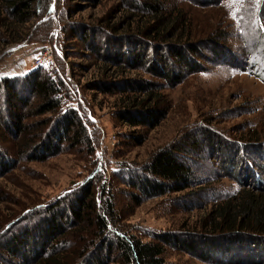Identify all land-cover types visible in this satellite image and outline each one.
<instances>
[{
	"label": "rangeland",
	"instance_id": "374dc122",
	"mask_svg": "<svg viewBox=\"0 0 264 264\" xmlns=\"http://www.w3.org/2000/svg\"><path fill=\"white\" fill-rule=\"evenodd\" d=\"M125 1L100 0L96 5L90 0H50L41 6L38 19L28 24H0V78L23 76L38 67L55 73L68 93L63 107L79 111L94 144L91 154L65 143L62 153L45 161H30L20 154L27 138L14 140L0 123V153L7 161L13 160L11 167L0 168V241L26 227L48 223L46 213L87 184H92L98 195L105 191L104 200L114 201L116 223L111 231L119 228L144 241L163 233H208L204 223L208 213L242 186L253 184L256 166H264V0L258 4L222 0L215 6L186 0L165 4L169 16L182 10L175 28L172 26L174 37L184 33L183 39L198 42L201 72L163 90L171 109L150 131L119 122L113 110L119 97L90 89L97 78L115 77L114 70L106 72L107 67L69 32L71 25L105 33L114 27L119 30L116 36L136 32L137 25L144 28L143 15L134 9L139 3ZM181 22L187 32L177 31ZM212 43L216 47L211 49ZM37 60L44 64L36 66ZM135 77L150 78L141 71L123 76ZM30 111L27 125L54 118L52 114L30 116ZM132 131L145 137L141 145L127 140ZM175 146L190 168L193 187L161 197H143L132 184L135 176L143 173L156 153ZM260 174L264 178V173ZM133 195L142 200L138 206ZM72 226L67 225L62 238H49L48 244H58V253L68 255L67 264H82L80 256L84 258L93 249L80 255L93 228L73 230ZM77 230L78 234L72 233ZM76 247L81 248L78 253ZM6 256L1 258L8 260ZM228 257L221 262L264 264V250H253L251 255L238 251ZM163 258L165 264H210L171 248ZM12 260L4 264L20 262Z\"/></svg>",
	"mask_w": 264,
	"mask_h": 264
},
{
	"label": "trees",
	"instance_id": "16d2710c",
	"mask_svg": "<svg viewBox=\"0 0 264 264\" xmlns=\"http://www.w3.org/2000/svg\"><path fill=\"white\" fill-rule=\"evenodd\" d=\"M49 1L0 0V24H28L38 19L43 9L41 6H46ZM90 1L96 5L100 3V0ZM135 1L139 3L134 7L138 10L136 13L141 12L146 21L144 28L142 25L135 27L136 32L116 36L119 30L114 27L105 33L74 25L69 27V32L72 39L80 40L107 67L106 72L114 70L112 75L118 77L97 78L90 89L102 95L119 97L113 109L119 122L133 129L150 131L166 119L171 109L163 90L175 88L189 75L201 72V68L197 58L198 42L183 39L184 33L180 38L174 37L175 22L181 17L182 10L172 11L169 16L165 4L175 0ZM186 1L215 6L222 0ZM180 24L177 31L187 32L183 23ZM215 47L212 43L211 49ZM130 71H141L150 78H123L125 72ZM67 94L63 82L45 68L38 67L23 76L0 78V123L14 140L27 138L20 152L26 159L45 161L62 153L65 143L70 148L83 147L90 154L94 151L93 140L79 111L63 107ZM29 111L30 116L52 114L54 118L27 125L25 120ZM136 134L130 132L127 140L139 146L145 137ZM180 153L178 146L156 153L143 173L135 176L132 184L143 197L156 198L193 187L190 168ZM6 157L0 153L2 169L13 165V160L7 161ZM256 167L254 177L248 170L253 184L242 186L208 213L204 222L208 233H163L151 235L150 241H144L119 228L111 231L116 223L114 201L110 198L104 200L105 191L98 195L93 191V185L87 184L79 187L73 197L70 195L48 211V223L40 222L19 230L17 234L4 236L0 241V264L10 263L15 258L19 259V264L29 260L30 264H67L68 255L58 253L55 246L58 244H48L49 238L54 241L58 236H65L67 225H73V230L93 228L91 238L82 244L86 246H81L80 255L93 248L84 258L80 256L82 264H165L163 255L168 248L210 264H224L222 260L231 258L228 256L238 251L247 255L253 250L261 253L264 250V178L260 173H264V166ZM132 197L135 206L142 202L139 196ZM72 233L78 234V230ZM76 248L75 253H78L81 248ZM3 254L8 255V260L1 258ZM218 256L220 259L217 260Z\"/></svg>",
	"mask_w": 264,
	"mask_h": 264
},
{
	"label": "snow or ice",
	"instance_id": "6c2138e0",
	"mask_svg": "<svg viewBox=\"0 0 264 264\" xmlns=\"http://www.w3.org/2000/svg\"><path fill=\"white\" fill-rule=\"evenodd\" d=\"M241 2H242V0H230V4L231 3L239 4ZM253 2H254V4H258L259 3V0H253ZM233 15H234V18H235V13H233Z\"/></svg>",
	"mask_w": 264,
	"mask_h": 264
},
{
	"label": "built area",
	"instance_id": "2783aa9c",
	"mask_svg": "<svg viewBox=\"0 0 264 264\" xmlns=\"http://www.w3.org/2000/svg\"><path fill=\"white\" fill-rule=\"evenodd\" d=\"M44 62L42 63V60H37V63H36V66H40V65H43Z\"/></svg>",
	"mask_w": 264,
	"mask_h": 264
}]
</instances>
